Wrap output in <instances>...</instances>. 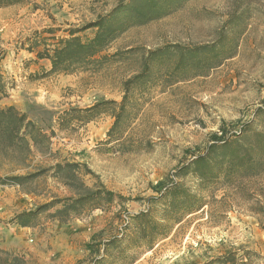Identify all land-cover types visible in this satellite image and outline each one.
I'll return each mask as SVG.
<instances>
[{
	"label": "rangeland",
	"instance_id": "obj_1",
	"mask_svg": "<svg viewBox=\"0 0 264 264\" xmlns=\"http://www.w3.org/2000/svg\"><path fill=\"white\" fill-rule=\"evenodd\" d=\"M116 8L136 27L120 35L96 64L74 74L29 76L38 67L29 64L35 56L23 48L28 39L42 31L67 38L71 30L92 38L95 29H82ZM218 43L221 50L211 56L218 54L219 64L193 77L201 65L185 64L180 47ZM173 45L180 47H168ZM159 49L173 50L175 58L164 66L172 78L187 81L171 82L162 66L150 63V82L131 94L134 108L129 102L110 143L107 133L115 120L108 113L67 132L55 128L65 110L120 104L124 83L141 73L148 55ZM179 63L186 65L181 71ZM39 65L46 69L49 62ZM0 72L15 85L7 98L0 92V108L14 106L44 133L55 131L51 152L1 150L0 178L74 164L87 186L98 182L126 199L66 224L42 214L34 227L24 228L12 221L17 215L74 192L52 172L24 188L0 185V264H91L98 253L87 246L118 237L128 213L155 211L150 199L173 181L197 193L204 207L152 250L120 244L106 264H206L228 255L234 256L231 264H264V166L261 174L244 177L225 164L220 180L205 190L191 173L174 176L206 153L213 135L233 140L264 131V0H0ZM259 160L264 165V156ZM130 231L134 234L133 225Z\"/></svg>",
	"mask_w": 264,
	"mask_h": 264
},
{
	"label": "trees",
	"instance_id": "obj_2",
	"mask_svg": "<svg viewBox=\"0 0 264 264\" xmlns=\"http://www.w3.org/2000/svg\"><path fill=\"white\" fill-rule=\"evenodd\" d=\"M117 10L118 8L106 17L100 18L97 22L82 29L84 32L92 28L95 29L96 32L92 38L78 36L80 32L78 30L68 31L67 38L56 37L55 31L36 33L33 38L28 39L23 44V48L26 47L28 53L35 56V60L29 61V64L35 63L38 67V73L29 76L43 79L53 75L74 74L78 70H86L92 67L97 63V58L106 52L120 35L128 29L136 27L126 12ZM45 34H49L50 37H45ZM168 47L173 49L180 46ZM180 49L181 55L186 58L185 60H188L185 64L194 62L201 65L200 74L193 77L204 76L206 71L208 73L219 64L218 54L214 53L213 57L211 55L216 49L221 50L220 43L198 48L180 47ZM171 56L175 58L173 50L165 52L159 49L149 54L144 70L124 83V97L120 104L114 101H106L85 109L71 108L65 110L58 116L55 128L67 132L72 130L75 124L86 125L108 113L115 120L107 133L108 141L106 142L110 143L117 127L125 118L126 111L129 110V102H131L130 110L134 108L130 99L131 94L142 90L144 86L149 84L151 78L150 63L162 66L168 73L167 80L171 82L187 81L172 78L170 68L164 66V61H167ZM103 58L108 60V57ZM40 61H48L49 67L46 69L41 67ZM185 64L179 63V71L182 70V66L184 69ZM14 88L15 85L0 72L2 97L7 98L9 90ZM54 132L52 131L50 135L44 133L38 125L28 119L26 114L20 113L14 106L0 108V151L18 152L20 155H30L33 150L39 153L51 152L50 142L55 135ZM118 140L119 138L116 139V141ZM259 156H264V131L254 132L252 135L250 133L240 134L233 140L223 135H213V140L206 153L180 167L177 175L174 176L183 179L191 173L196 176L200 187L205 190L209 185L220 180L225 164L230 165V170H240L244 177L261 174L264 165L259 160ZM259 167L261 168L258 172L256 169ZM77 168L78 165L58 163L33 175L0 178V185L24 188L45 173L52 172V176L62 180L75 195L63 199H54L50 203L39 206L34 211L17 215L12 221L24 228L34 227L38 217L45 214L48 219L66 224L71 220L88 216L94 211L103 210L106 205H110L116 200L126 201L124 197L106 190L98 182L92 187L87 186L80 180ZM150 200H152L151 206L156 208L155 211L150 208L137 215L128 213L124 230L118 237L104 241L100 245L87 246L91 254L98 253L91 264H106L109 252L120 244H124L123 249L127 250L132 248L152 250L158 241L168 238L185 217L200 211L205 205L197 193L177 181L171 182L164 188V191L159 193L158 197ZM51 210H54L53 213H49ZM155 214L159 216L156 217ZM131 225L134 226V234L130 231ZM128 234L131 235L128 236ZM233 257V255H228L206 264H231ZM257 257L261 256L257 255Z\"/></svg>",
	"mask_w": 264,
	"mask_h": 264
},
{
	"label": "crops",
	"instance_id": "obj_3",
	"mask_svg": "<svg viewBox=\"0 0 264 264\" xmlns=\"http://www.w3.org/2000/svg\"><path fill=\"white\" fill-rule=\"evenodd\" d=\"M49 67V66H48Z\"/></svg>",
	"mask_w": 264,
	"mask_h": 264
}]
</instances>
